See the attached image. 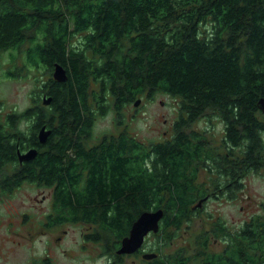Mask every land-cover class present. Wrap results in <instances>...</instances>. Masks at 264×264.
I'll list each match as a JSON object with an SVG mask.
<instances>
[{
    "label": "trees",
    "instance_id": "1",
    "mask_svg": "<svg viewBox=\"0 0 264 264\" xmlns=\"http://www.w3.org/2000/svg\"><path fill=\"white\" fill-rule=\"evenodd\" d=\"M7 50L46 76L31 106L3 114L0 104V193L23 182L55 187L62 215L100 224L97 240L120 243L141 213L161 208L152 237L167 245L202 213L207 138L193 125L204 117L224 123L223 167L240 172L237 183H213L225 187L219 197L238 199L245 177L264 168V0H0V56ZM56 63L67 81L53 78ZM158 94L177 100L169 137L146 143L124 131L86 146L97 116H122ZM43 125L52 129L45 144ZM32 147L38 155L21 162L18 152ZM208 214L199 254L161 264H264V201L232 228ZM212 240L225 245L216 250Z\"/></svg>",
    "mask_w": 264,
    "mask_h": 264
},
{
    "label": "rangeland",
    "instance_id": "2",
    "mask_svg": "<svg viewBox=\"0 0 264 264\" xmlns=\"http://www.w3.org/2000/svg\"><path fill=\"white\" fill-rule=\"evenodd\" d=\"M11 53L12 51L7 50L0 56V104L3 114L15 108L20 111L31 106L32 95H38L39 85H42V78L46 76L44 68L37 70L35 67H28L24 65L25 59L22 55L11 59ZM9 71L19 73V77L14 78L8 73ZM43 95L42 93L40 96L41 104ZM176 108L177 100L174 97L158 94L154 100L142 101L139 106H135L134 103L126 105L122 116L113 111H109L105 116H97L93 136L88 142L86 141V146L94 147L106 134L117 137L124 131L146 143L165 139L169 135L167 131L173 128L178 117ZM193 128L205 134L207 148L214 152H224L226 147L228 149L224 140V123L215 115L198 120ZM209 176L213 175L203 167L198 182L205 187V190L211 191L213 179ZM244 185L243 191L236 200L223 197L208 200L205 207L203 206L202 213L192 221L184 222L177 238L167 245H163L158 240L154 242L151 234L149 236L151 241L146 239L147 242L149 241L146 248L157 249L159 246L164 256L178 252L191 256L199 254L200 243L197 238L203 228L209 230V223L212 222L208 213H211L215 220L222 218L232 228L261 212V204L264 201V168L260 172L248 174ZM52 189L23 182L20 187L10 192L0 193V264H35L48 255L53 264H110V261H113L112 253H109V248L112 247L110 241L108 243L90 241L87 250L82 248L83 242L80 236L82 229L87 225L85 221L81 224L82 228H67L66 225L67 236L60 241L55 238L59 235L63 236L62 231L47 228L49 233L42 234L41 231L45 229L40 226L46 221L50 207L48 201L41 200L43 195L49 197ZM92 228L98 230L99 223L94 224ZM99 231L102 234V231ZM107 240L112 239L107 238ZM210 246L219 247L213 240ZM105 247L108 253H105L107 252ZM142 257V255L127 256L122 264H149L153 261ZM192 264H200V259H193Z\"/></svg>",
    "mask_w": 264,
    "mask_h": 264
},
{
    "label": "flooded vegetation",
    "instance_id": "3",
    "mask_svg": "<svg viewBox=\"0 0 264 264\" xmlns=\"http://www.w3.org/2000/svg\"><path fill=\"white\" fill-rule=\"evenodd\" d=\"M168 133H169V135H167ZM173 133H174V129L172 128V129H169L167 131L166 135H167V137H169ZM206 148H207V146H206ZM207 150H208V153L204 154V158H206V160H205V164H206L205 170H207V171L209 170L211 172V174L214 176V177L213 176H209L210 178L213 179V183H215V181H216V182H220V184L223 185L227 181V184L230 185V184H234V183L239 182V180H240V172L239 171L238 172H237V170L234 171V173L232 175V173H230V171H225V169L223 167V161L221 160V158H223L224 156H226L228 158L229 154H227V152L225 153V151L224 152H214L210 148H207ZM234 160H235V157H234ZM221 167L223 169H221ZM202 168H200V170ZM200 170L198 172V179H199V176H200ZM82 181L84 183L87 182L86 180H82ZM30 183L32 185H34V186H38L37 183H35V182H30ZM51 188H53V187H51ZM224 188H225L224 186H221V188H219L218 190L215 187H213V189L211 191L206 190L207 191V195L205 197H207V200L205 202H207L208 200H210L212 198H217V197L218 198H222V197H219V196H222L221 192L223 193ZM55 193H56V188L54 187L52 190H50V192H49L50 196L49 197L43 195V199L41 201H48L49 207H50V212L47 213L46 221L44 222V224L43 223L41 224L40 228H42V226H43V228L45 229V230L41 231V232H43L42 234H48L49 233L47 228L51 229V230H56L58 232L62 231L64 235L63 236L59 235V236H57L55 238V240L60 241V240H62L64 238V236H67L68 230L65 229L66 225H68V226H66L67 228H79V227H81V224H84L85 220L81 219L78 215H73L72 218L65 217L64 215H62L63 213H67L68 211L60 210L58 208V206L56 204ZM223 194L225 196V193H223ZM228 200H231V199H228ZM80 220H83V221H80ZM96 223H98V222H87V225L84 226V228L81 231V236L80 237H81L82 242H83L82 248L84 250H87L88 244L90 243V241H92V242L96 241L97 243L103 242L101 240H97V238H98V236L100 234L99 230H101V228H99L98 230L92 228L94 226V224H96ZM99 227H100V224H99ZM151 234H156V233L151 232L148 236H146L144 244L138 250H136L135 252H132V253H119V250H120V248L122 246L121 245L122 240L126 236L120 241V243H117V242L112 243L111 245H112L113 248L112 247H111V249L109 248V253H112L111 254L112 258L111 259H113V261L111 260L110 264H122L123 261L125 260V258L127 256H131V255H142L143 256L142 258H144V255L147 254V253H156L157 254V257H155L153 259L144 258L146 260H155V259H157L158 260L157 264H161V261H164V260L165 261H170V260H168L169 258H166L164 256V254L162 255V252H161L162 249L159 246H158L157 249H155V248H146V245L149 242V241L147 242L146 239ZM215 242H217L219 247L216 248L215 246H213L212 248H215L216 250H219V249L223 248L224 245H225V241H214V243ZM112 250L115 253L111 252ZM146 250H148V251H146ZM105 253H108V249H107V252H105ZM32 264H34V263H32ZM35 264H53V261L51 260V257L48 255L46 258H43L42 260H40V262L35 263Z\"/></svg>",
    "mask_w": 264,
    "mask_h": 264
},
{
    "label": "water",
    "instance_id": "4",
    "mask_svg": "<svg viewBox=\"0 0 264 264\" xmlns=\"http://www.w3.org/2000/svg\"><path fill=\"white\" fill-rule=\"evenodd\" d=\"M53 78L59 82H65L68 80V75L66 69L60 64L56 63L55 69L53 71ZM52 96H43V105L48 106L52 103ZM142 99H138L134 105L139 106ZM259 107L262 112H264V97L259 101ZM52 134V129H47L46 125H43L38 132L39 142L45 144L50 135ZM19 160L21 162L26 160H32L38 155V149L32 147L25 152H18ZM207 200V197L202 198L196 207H201L203 203ZM164 210L159 208L157 210L144 211L138 217V219L132 224L129 231V235L126 236L121 243V248L119 253H132L138 250L145 241V237L151 232L157 233L160 229L161 220L164 217ZM157 257L156 253H147L144 255L146 259H153Z\"/></svg>",
    "mask_w": 264,
    "mask_h": 264
}]
</instances>
